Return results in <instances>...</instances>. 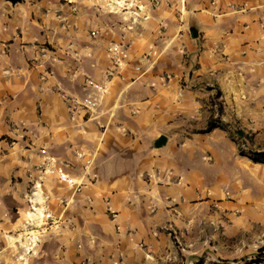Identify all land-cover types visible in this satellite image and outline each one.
Masks as SVG:
<instances>
[{
	"label": "crops",
	"instance_id": "1",
	"mask_svg": "<svg viewBox=\"0 0 264 264\" xmlns=\"http://www.w3.org/2000/svg\"><path fill=\"white\" fill-rule=\"evenodd\" d=\"M141 1L116 20L101 0H0V264H26L31 231L28 264L199 263L201 142L224 124L200 129L264 109V0Z\"/></svg>",
	"mask_w": 264,
	"mask_h": 264
},
{
	"label": "rangeland",
	"instance_id": "2",
	"mask_svg": "<svg viewBox=\"0 0 264 264\" xmlns=\"http://www.w3.org/2000/svg\"><path fill=\"white\" fill-rule=\"evenodd\" d=\"M101 2L105 13L116 20L123 9L132 10V14L138 16L133 11L142 3L134 0ZM125 20L129 21L130 17ZM253 100L264 107V94ZM211 102L220 110L219 91L211 94ZM246 113L249 115L244 113L243 118L241 114L233 115L215 131L214 138L201 142L215 150V155L202 156V162L210 163L203 175L208 184L216 187L217 195L214 202L200 209L198 264H264V255H255L264 246V162L251 157L252 150H264V109ZM239 129L244 137L238 134ZM39 238L38 232L26 234L23 251L18 255L22 262L28 264V256L37 254L35 247Z\"/></svg>",
	"mask_w": 264,
	"mask_h": 264
},
{
	"label": "built area",
	"instance_id": "3",
	"mask_svg": "<svg viewBox=\"0 0 264 264\" xmlns=\"http://www.w3.org/2000/svg\"><path fill=\"white\" fill-rule=\"evenodd\" d=\"M136 2H141V0H134ZM160 0H151V5H156L159 3ZM135 2H132L134 5ZM136 10L134 11L135 13H140L141 11H144L146 6L142 3H138L136 5ZM145 17H148V14H145ZM108 54L113 62V64L116 67H121L125 63L126 58L128 57V49L126 46H124L121 43H112L111 45L108 46ZM86 84L87 86H90L94 88L96 91V94H88L87 97L84 99L82 102L84 107L91 110L98 102L99 94L104 92V86L101 84L96 83L91 77L86 78ZM58 172L60 173V178L62 180L68 181L70 183L75 184V181L71 178L68 177L64 172H62V169L59 168ZM85 264V263H82Z\"/></svg>",
	"mask_w": 264,
	"mask_h": 264
},
{
	"label": "trees",
	"instance_id": "4",
	"mask_svg": "<svg viewBox=\"0 0 264 264\" xmlns=\"http://www.w3.org/2000/svg\"><path fill=\"white\" fill-rule=\"evenodd\" d=\"M218 124H224L221 120L217 119H211L208 123L207 128H205L204 130H202L201 132H207L210 131L211 129H213L214 127H216ZM238 134L240 135V137H244V132L242 130H238ZM251 157L255 160V161H261L264 162V150H252L251 151ZM256 256H262L264 255V246L261 247L256 253Z\"/></svg>",
	"mask_w": 264,
	"mask_h": 264
},
{
	"label": "water",
	"instance_id": "5",
	"mask_svg": "<svg viewBox=\"0 0 264 264\" xmlns=\"http://www.w3.org/2000/svg\"><path fill=\"white\" fill-rule=\"evenodd\" d=\"M10 1H12L13 3H16L17 1H20V0H10ZM165 141H166V137H165V136H162V137L158 140V145H162Z\"/></svg>",
	"mask_w": 264,
	"mask_h": 264
},
{
	"label": "bare ground",
	"instance_id": "6",
	"mask_svg": "<svg viewBox=\"0 0 264 264\" xmlns=\"http://www.w3.org/2000/svg\"><path fill=\"white\" fill-rule=\"evenodd\" d=\"M35 214H36V212H35ZM41 214H42V213H41ZM41 214L38 216V218H40ZM31 215H33V214H31ZM35 216H36V215H35ZM35 216H33V217H35Z\"/></svg>",
	"mask_w": 264,
	"mask_h": 264
}]
</instances>
